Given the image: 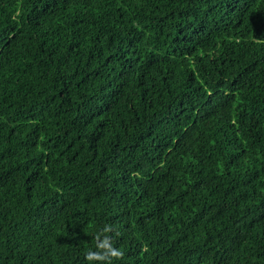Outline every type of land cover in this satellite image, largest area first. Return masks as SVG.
<instances>
[{"label":"trees","instance_id":"16d2710c","mask_svg":"<svg viewBox=\"0 0 264 264\" xmlns=\"http://www.w3.org/2000/svg\"><path fill=\"white\" fill-rule=\"evenodd\" d=\"M262 26L264 0H0V264H264Z\"/></svg>","mask_w":264,"mask_h":264},{"label":"clouds","instance_id":"9594fccd","mask_svg":"<svg viewBox=\"0 0 264 264\" xmlns=\"http://www.w3.org/2000/svg\"><path fill=\"white\" fill-rule=\"evenodd\" d=\"M98 247L100 248H104V249H107L108 252L112 255V256H116L118 255V253L114 250V249H111L107 240H105L103 243L99 244ZM106 257L99 254V253H94V252H89L88 253V259L89 260H103L105 259Z\"/></svg>","mask_w":264,"mask_h":264},{"label":"snow or ice","instance_id":"6c2138e0","mask_svg":"<svg viewBox=\"0 0 264 264\" xmlns=\"http://www.w3.org/2000/svg\"><path fill=\"white\" fill-rule=\"evenodd\" d=\"M261 32L262 34H264V26H262Z\"/></svg>","mask_w":264,"mask_h":264}]
</instances>
